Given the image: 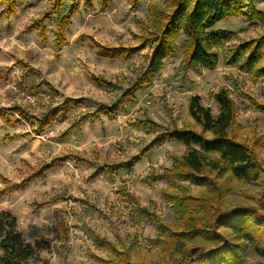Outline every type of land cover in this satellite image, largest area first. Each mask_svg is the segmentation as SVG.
I'll use <instances>...</instances> for the list:
<instances>
[{
    "label": "rangeland",
    "instance_id": "1",
    "mask_svg": "<svg viewBox=\"0 0 264 264\" xmlns=\"http://www.w3.org/2000/svg\"><path fill=\"white\" fill-rule=\"evenodd\" d=\"M53 1L12 0L9 15L0 1V210L16 218L25 242L46 247L29 264H106L111 245L127 251L130 262L177 264V256L158 246L157 225L139 209L172 224L164 193L174 190L162 175L184 147L164 134L191 127L188 99L194 95L215 117L220 89L237 108L241 139H259L261 167L252 183L217 181L221 208L264 213V73L258 71L264 57L253 70L243 69L254 47L264 55V0H253L258 18L243 9L248 16L226 18L210 30L224 38L214 49V70L184 66L180 35L162 71L133 99L123 95L145 71L153 33L159 35V23L179 0H140L135 7L129 0H64L60 47L54 13L44 22V43L32 28ZM95 45L135 51L108 59ZM13 88L37 95L35 105ZM13 107L21 113L13 114ZM54 109L61 112L40 132L36 119ZM177 185L193 196L204 192L188 182ZM238 264H264V257L247 246Z\"/></svg>",
    "mask_w": 264,
    "mask_h": 264
},
{
    "label": "trees",
    "instance_id": "2",
    "mask_svg": "<svg viewBox=\"0 0 264 264\" xmlns=\"http://www.w3.org/2000/svg\"><path fill=\"white\" fill-rule=\"evenodd\" d=\"M0 1L7 6L4 14L14 12L12 0ZM63 1L54 0L46 15L32 27L38 30L42 43L45 42L44 22L53 13L57 22L56 44L60 47L65 41L66 21L61 11ZM69 1L72 3L74 0ZM129 1L131 7H135L140 0ZM252 4L253 0H179L165 22L159 23V35L156 31L153 33L155 47L145 71L123 96L133 99L135 92L143 91L150 80L162 71L165 59L177 49L180 35L184 38L181 43L184 66L195 70H214L218 62L214 49L224 38L210 30L226 18L248 16L243 9L248 10L251 18H258L260 14L254 11ZM72 7L75 9L74 5ZM262 41L264 36L259 42ZM95 46L97 54L108 59L121 54L127 56L135 51ZM262 57L264 55L258 47H254L243 69L253 70ZM258 71L264 73V67ZM214 101L217 104L215 117L210 108L200 104L198 96L190 97L188 114L192 120L191 127L173 129L164 134V137L184 147V154L174 157L170 170L162 175L174 190L164 193L172 211V224L161 223L154 214L139 209L141 216L157 225L158 246L164 253L177 256V264H238L247 246L264 257V213L250 207L224 210L221 208L224 191L217 182L219 179L226 182L231 178L241 183H252L259 178L261 167L255 151L259 139H241L239 133L243 128L236 122L237 108L229 91L220 89L214 95ZM60 112L54 109L45 114L38 121V130L44 131ZM46 170L43 167L41 173ZM185 182L204 187V192L200 196L191 195L188 189L177 185ZM3 195L0 193V196ZM45 248L40 243L25 242L17 229L16 218L9 211L0 210V264H29V261H36L37 253ZM109 248L111 255L106 264H144L130 262L127 251H120L112 245Z\"/></svg>",
    "mask_w": 264,
    "mask_h": 264
},
{
    "label": "built area",
    "instance_id": "3",
    "mask_svg": "<svg viewBox=\"0 0 264 264\" xmlns=\"http://www.w3.org/2000/svg\"><path fill=\"white\" fill-rule=\"evenodd\" d=\"M13 90L23 97V102L26 105L34 106L35 103L37 102V99H38L37 95L26 94V93H23V92H19L16 88H13Z\"/></svg>",
    "mask_w": 264,
    "mask_h": 264
},
{
    "label": "crops",
    "instance_id": "4",
    "mask_svg": "<svg viewBox=\"0 0 264 264\" xmlns=\"http://www.w3.org/2000/svg\"><path fill=\"white\" fill-rule=\"evenodd\" d=\"M68 100H71V99H68ZM13 109H16V111H15V110L13 111V114H18V113L20 114V113H21V111H20L21 109H20L19 107H13ZM17 112H18V113H17ZM47 113H48V111H47L45 114H47ZM45 114H44V115H45ZM44 115H43V116H44ZM43 116H42V117H43ZM42 117H41V118H42ZM41 118H37V119H36L37 126H38V121H39ZM19 121H20V120H19ZM50 125H51V124H50ZM46 171H47V170H46ZM44 173H45V172H43V173H41V174H44Z\"/></svg>",
    "mask_w": 264,
    "mask_h": 264
}]
</instances>
